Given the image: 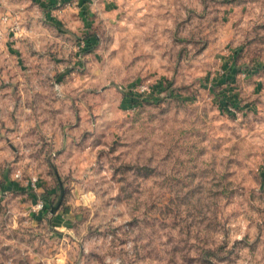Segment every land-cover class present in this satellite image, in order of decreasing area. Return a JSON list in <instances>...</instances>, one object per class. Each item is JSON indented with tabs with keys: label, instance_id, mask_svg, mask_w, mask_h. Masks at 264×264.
Returning <instances> with one entry per match:
<instances>
[{
	"label": "rangeland",
	"instance_id": "374dc122",
	"mask_svg": "<svg viewBox=\"0 0 264 264\" xmlns=\"http://www.w3.org/2000/svg\"><path fill=\"white\" fill-rule=\"evenodd\" d=\"M0 264H264V0H0Z\"/></svg>",
	"mask_w": 264,
	"mask_h": 264
},
{
	"label": "built area",
	"instance_id": "2783aa9c",
	"mask_svg": "<svg viewBox=\"0 0 264 264\" xmlns=\"http://www.w3.org/2000/svg\"><path fill=\"white\" fill-rule=\"evenodd\" d=\"M7 18L5 17L4 18V20H6ZM145 90H147L146 88H143L142 89V91H145ZM21 176V174L20 173H17L16 174V177H20ZM36 179L34 178L33 179V182H32V184L33 185H35L36 183ZM47 206H46V203L44 202V200H40L39 202H38V204H37V206H36V210H38V211H42V210H44L45 208H46Z\"/></svg>",
	"mask_w": 264,
	"mask_h": 264
},
{
	"label": "water",
	"instance_id": "95a60500",
	"mask_svg": "<svg viewBox=\"0 0 264 264\" xmlns=\"http://www.w3.org/2000/svg\"><path fill=\"white\" fill-rule=\"evenodd\" d=\"M52 210H53V209H52ZM53 211H54V210H53ZM53 211H52V212H53Z\"/></svg>",
	"mask_w": 264,
	"mask_h": 264
},
{
	"label": "trees",
	"instance_id": "16d2710c",
	"mask_svg": "<svg viewBox=\"0 0 264 264\" xmlns=\"http://www.w3.org/2000/svg\"><path fill=\"white\" fill-rule=\"evenodd\" d=\"M47 208V207H46Z\"/></svg>",
	"mask_w": 264,
	"mask_h": 264
}]
</instances>
